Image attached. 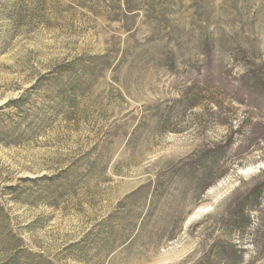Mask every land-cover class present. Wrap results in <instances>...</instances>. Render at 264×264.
I'll return each instance as SVG.
<instances>
[{
	"label": "rangeland",
	"instance_id": "obj_1",
	"mask_svg": "<svg viewBox=\"0 0 264 264\" xmlns=\"http://www.w3.org/2000/svg\"><path fill=\"white\" fill-rule=\"evenodd\" d=\"M253 82L264 0H0V264H264ZM230 134L192 198L174 170Z\"/></svg>",
	"mask_w": 264,
	"mask_h": 264
},
{
	"label": "trees",
	"instance_id": "obj_2",
	"mask_svg": "<svg viewBox=\"0 0 264 264\" xmlns=\"http://www.w3.org/2000/svg\"><path fill=\"white\" fill-rule=\"evenodd\" d=\"M256 81H259V79H256ZM248 90L247 93L249 94V96L256 97L258 96V94L261 95V93H263L264 96L263 89H261L256 82H253V84L248 87ZM180 102H185V108H191L193 106L191 103L192 101H190V99H186V96L180 99ZM162 122H164L163 119ZM230 148L231 134L224 140L221 145L205 149L196 158L191 161L185 162L174 170L182 177L180 180H183L182 183L185 184V190L186 192L190 193V196L192 198L197 199L199 196L203 195V193L216 181V179L218 178L217 171L219 170V167H221V164L226 162L227 156L230 152ZM156 191L157 188L153 190V194ZM263 194L264 181L255 185L246 194L245 202L243 203V205H241L238 212L242 214L245 210H258L261 206V199ZM172 219L173 224H176L179 221V217H175ZM245 222L246 223L244 227L249 226L250 218L248 217ZM240 228L241 230L243 229V227ZM220 263L243 264L242 257L240 256L239 252L237 250H234L233 248L230 252H228L227 255H225L221 259Z\"/></svg>",
	"mask_w": 264,
	"mask_h": 264
}]
</instances>
